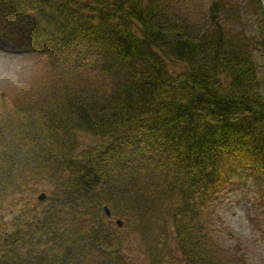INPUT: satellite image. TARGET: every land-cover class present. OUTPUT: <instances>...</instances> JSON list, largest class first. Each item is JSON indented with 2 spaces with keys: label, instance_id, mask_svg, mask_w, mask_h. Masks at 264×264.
I'll return each mask as SVG.
<instances>
[{
  "label": "trees",
  "instance_id": "16d2710c",
  "mask_svg": "<svg viewBox=\"0 0 264 264\" xmlns=\"http://www.w3.org/2000/svg\"><path fill=\"white\" fill-rule=\"evenodd\" d=\"M162 3L0 0V36L74 78L14 102L0 93V264H129L126 232L154 263L234 264L200 214L234 174L248 171L264 196L256 60L212 14L190 29Z\"/></svg>",
  "mask_w": 264,
  "mask_h": 264
},
{
  "label": "rangeland",
  "instance_id": "374dc122",
  "mask_svg": "<svg viewBox=\"0 0 264 264\" xmlns=\"http://www.w3.org/2000/svg\"><path fill=\"white\" fill-rule=\"evenodd\" d=\"M211 1L163 0L162 14L190 29L202 28L211 21L212 14L227 35L242 36L252 48L251 53L256 60L251 83L264 94V46L260 26V11L264 18L262 0H259V4L256 0H219L217 11L207 10ZM59 62L49 52L11 45L0 36V93L8 102H14L21 96H27L37 86L54 84L67 78L73 81L72 73L64 70L65 67ZM99 80L100 77L94 75L93 81ZM80 140L90 143L93 138L82 133ZM40 191L43 190L37 193ZM35 200L41 199L35 196ZM200 221L210 244L224 261L230 262V259L234 264H264V196L248 171L232 175L206 201ZM168 239L170 249L176 248L174 241L170 237ZM124 251L129 264H158L151 260L134 232H126ZM169 258L173 256L169 255Z\"/></svg>",
  "mask_w": 264,
  "mask_h": 264
},
{
  "label": "water",
  "instance_id": "95a60500",
  "mask_svg": "<svg viewBox=\"0 0 264 264\" xmlns=\"http://www.w3.org/2000/svg\"><path fill=\"white\" fill-rule=\"evenodd\" d=\"M44 195H45L44 191H40L39 193L36 194V198L42 199ZM102 210L106 216L110 215V210L106 204H102ZM114 221L117 225L121 224V220L119 218H115Z\"/></svg>",
  "mask_w": 264,
  "mask_h": 264
}]
</instances>
